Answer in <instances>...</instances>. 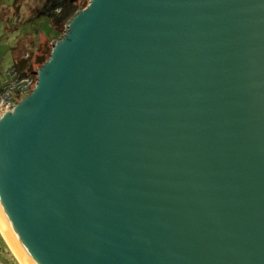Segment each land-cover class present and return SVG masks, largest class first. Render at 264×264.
<instances>
[{"label": "water", "instance_id": "water-1", "mask_svg": "<svg viewBox=\"0 0 264 264\" xmlns=\"http://www.w3.org/2000/svg\"><path fill=\"white\" fill-rule=\"evenodd\" d=\"M0 111L21 264H264V0H88Z\"/></svg>", "mask_w": 264, "mask_h": 264}, {"label": "rangeland", "instance_id": "rangeland-1", "mask_svg": "<svg viewBox=\"0 0 264 264\" xmlns=\"http://www.w3.org/2000/svg\"><path fill=\"white\" fill-rule=\"evenodd\" d=\"M42 1L0 0V84L5 78L2 74L13 66L16 53L23 56L37 44L51 51L56 38L60 39L49 19L33 17ZM83 1L86 8L89 1ZM2 237L0 234V264H17Z\"/></svg>", "mask_w": 264, "mask_h": 264}, {"label": "trees", "instance_id": "trees-1", "mask_svg": "<svg viewBox=\"0 0 264 264\" xmlns=\"http://www.w3.org/2000/svg\"><path fill=\"white\" fill-rule=\"evenodd\" d=\"M83 3V0H43L42 3L34 9L36 12H34L33 17L49 19L52 22L55 30L59 33L58 37H60L63 35L65 26L70 21V19L78 11L85 8ZM56 40L59 39L56 38ZM27 54L28 57L25 58L26 54L20 56L16 53L14 64L12 66L24 75L38 70L49 59L51 51H49L48 48L40 49L39 45L37 44L35 49L31 50ZM2 75L5 77V73ZM5 79L6 77L4 80ZM10 254L12 253L10 252ZM13 259L17 264H19L14 257Z\"/></svg>", "mask_w": 264, "mask_h": 264}, {"label": "built area", "instance_id": "built-area-1", "mask_svg": "<svg viewBox=\"0 0 264 264\" xmlns=\"http://www.w3.org/2000/svg\"><path fill=\"white\" fill-rule=\"evenodd\" d=\"M28 54L25 55V58ZM34 72H37L35 70ZM6 79L0 84V111L10 110L22 99L29 96L37 83V75L33 73L22 74L12 67L5 73Z\"/></svg>", "mask_w": 264, "mask_h": 264}, {"label": "bare ground", "instance_id": "bare-ground-1", "mask_svg": "<svg viewBox=\"0 0 264 264\" xmlns=\"http://www.w3.org/2000/svg\"><path fill=\"white\" fill-rule=\"evenodd\" d=\"M1 233V232H0ZM2 235V234H1ZM5 240V239H4ZM7 244V243H6ZM8 245V244H7ZM9 247V246H8ZM9 249H10V247H9ZM10 251L12 252V250L10 249ZM12 254H13V256L16 258V256L14 255V253L12 252ZM16 260L18 261V263L19 264H21L20 262H19V260L16 258Z\"/></svg>", "mask_w": 264, "mask_h": 264}, {"label": "crops", "instance_id": "crops-1", "mask_svg": "<svg viewBox=\"0 0 264 264\" xmlns=\"http://www.w3.org/2000/svg\"><path fill=\"white\" fill-rule=\"evenodd\" d=\"M1 234V233H0ZM2 236V235H1ZM3 238V237H2ZM4 239V238H3ZM5 241V240H4ZM6 243V242H5ZM10 255H12V257H13V254H10Z\"/></svg>", "mask_w": 264, "mask_h": 264}]
</instances>
